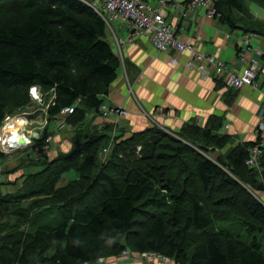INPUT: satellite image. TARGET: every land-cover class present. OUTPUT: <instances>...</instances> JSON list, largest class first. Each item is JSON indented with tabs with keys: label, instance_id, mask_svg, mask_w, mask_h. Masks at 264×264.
<instances>
[{
	"label": "trees",
	"instance_id": "16d2710c",
	"mask_svg": "<svg viewBox=\"0 0 264 264\" xmlns=\"http://www.w3.org/2000/svg\"><path fill=\"white\" fill-rule=\"evenodd\" d=\"M189 1L191 0H187ZM24 2L27 10L21 20L9 26L0 25V86L5 89V93L0 95V124L6 115L30 101L29 89L33 85L42 90L53 91V104L47 110L50 122L57 121V115L63 107L74 104L76 110L67 116L68 123L80 122L86 111L98 112L104 101L102 96L108 93L121 66L108 38L104 20L82 0ZM246 5L244 0H215L214 18L234 29L239 23L233 21L232 15L235 11L241 16L247 15L250 10ZM260 25L264 26V23ZM247 32L254 31L248 26L243 28V33ZM77 128L80 129L79 126ZM183 130L171 134L153 126L147 133L117 140L115 146L119 148L120 144L124 145L121 150L123 154L127 153L125 156L131 151L133 155L136 148L139 150L140 147L139 151L142 149L145 152L139 158L134 156L131 160L128 159L131 164L129 167L123 164L126 158L119 159L120 165L128 168L127 173L133 174L132 177L125 175L117 178L116 174L108 175L98 169L91 181L90 177L83 179L79 174L78 180L55 189V184L63 173L71 168L80 170L79 164L87 167L95 161L94 149L97 148L99 137L89 142V147L93 146L91 150L89 147L85 150L84 146L76 154L64 156L57 168L49 174L44 172L45 169L27 174L22 193L38 196L34 204L41 202L44 196H56L57 201L63 202L58 209L59 219L56 222L38 223L31 232H21V222L16 225L0 224V264H80L100 256L115 258L125 249L161 253L180 264H264V252L261 251L257 237H253L249 243L237 238L223 242L217 235L210 233L208 228L217 213L207 200L194 196L189 200L187 212L181 202H175L169 219H166L163 211H155L149 214L147 226L142 230L132 231L137 202L151 192L153 182H157L149 171L165 168L163 162L158 165L159 158L153 152L157 149V143L162 138L172 141L167 144L166 152L161 153L164 154L162 157L167 158L169 167L172 164H184L188 159L187 154L195 152L192 144L179 139L182 136L198 144L189 136L188 130L199 132V137L208 139V144H211L212 137L208 130H199L189 125ZM48 134L50 133L45 128L43 137L36 140V146ZM139 143H142L141 146ZM214 144L223 146L224 141L219 140ZM253 144L252 141L228 149L220 162L197 154L200 158L194 164L193 171L204 190H211L213 178L236 186L244 196L240 204L264 227V203L251 195L244 185L247 184L256 191H264V173L259 182H253L254 179L250 181L249 176L253 170L245 165L247 148ZM205 148L201 149L206 150ZM44 155L41 153L39 157ZM113 157L117 159L116 154ZM2 158L4 155L0 152V160ZM117 163V160L110 162L114 166ZM46 176L49 177L48 181ZM28 179L31 184L27 183ZM174 179L171 175L166 177L168 183H163L165 190L171 187L170 183ZM178 179L175 181L179 182ZM100 182H104L107 187L103 190L105 195H94L92 203L85 210L71 215V208L76 203H82L91 194L89 186H96ZM182 185L183 183L174 184L172 187L181 189ZM5 199L7 198L0 195V203L5 202ZM148 200L152 201L148 198L145 205L149 204ZM24 211H27L26 208ZM22 214L24 218L25 214ZM174 227H178L179 232L170 233ZM250 227L254 228L253 225ZM191 231L197 233L198 241L193 244L191 255L187 258L184 247L192 235Z\"/></svg>",
	"mask_w": 264,
	"mask_h": 264
},
{
	"label": "crops",
	"instance_id": "0c3cea01",
	"mask_svg": "<svg viewBox=\"0 0 264 264\" xmlns=\"http://www.w3.org/2000/svg\"><path fill=\"white\" fill-rule=\"evenodd\" d=\"M177 4L179 5L178 9L173 10L168 7L165 13L166 21L175 28L177 36L186 42L195 43L200 50L207 54L217 56L229 69L236 72L241 70L242 65L238 56L241 51L245 52L244 48L247 49L242 39L243 28L248 27V25H244L245 22L242 21L237 28H230L219 22L218 19L210 17L207 10L201 6L190 10L186 17H182L180 8H186L187 0H177ZM252 14L254 13L251 12ZM255 17L259 23L264 22V17L258 15ZM253 28H256V25ZM113 32L118 37L126 38L129 30H127L126 24L117 21L113 24ZM108 33L109 40L113 44L111 33ZM250 40L251 48L246 50L247 58L254 54L252 52L254 48H259L264 52L263 36L256 35ZM121 58L124 59L125 64L122 61V66L117 70L116 79L109 87L108 93L102 97L103 102L108 105L123 106L127 109L128 114L126 116L107 117L101 112H95L94 118L85 122L84 127L82 124L80 125L81 121L68 123L67 127L61 131L56 130L55 122H51L53 124L50 123L47 130L53 135L55 144L52 142V145L54 147L52 149L51 145V151L43 157H27L26 165L31 169L29 173L42 171L51 162L58 164L62 157L76 154L84 146L87 150L91 140L103 137L112 128H115L117 134L121 136L120 138L124 139L133 133L139 134L155 122L158 123V126L173 132H182L187 125L195 126L199 130L210 132L212 137L210 145L215 147L214 139L218 136L217 129L221 115L224 118L222 123L231 124L230 129H232V135L234 138L236 137L237 143L244 145L254 141L258 117L264 112V94L262 91L251 87H246L239 92L219 88L220 79L213 76L203 79L195 69L185 66L189 58L187 51L158 52L149 40L140 36L136 37L133 42L127 41L123 44ZM172 58L177 60L176 65L171 63ZM262 78H264V59L258 79L261 80ZM156 106L163 107L172 114L169 117L160 116V118H156L154 117L156 116L155 108H158ZM77 126H81V129H78ZM235 141L226 147L225 152L239 145L235 144ZM92 148L93 146L89 147L90 150ZM6 163L13 166L16 162L11 163L10 160H6ZM8 176L19 178L15 184L12 183L4 187H2L4 184L1 182V196L15 192L22 193L23 182L26 179L24 172L22 171L15 177L11 174ZM75 179H79L78 172L73 169L68 170L61 175L55 189L66 187L76 181ZM20 180L21 182H19ZM89 196L94 199V196L88 194L83 199V209L92 203L85 204ZM262 196L264 197V191ZM82 203H76L71 208V215L79 211ZM51 209L48 211L39 210L41 212L39 214L40 219L50 216L56 217V213H49ZM57 219L59 218L57 217L53 221L56 222Z\"/></svg>",
	"mask_w": 264,
	"mask_h": 264
},
{
	"label": "rangeland",
	"instance_id": "374dc122",
	"mask_svg": "<svg viewBox=\"0 0 264 264\" xmlns=\"http://www.w3.org/2000/svg\"><path fill=\"white\" fill-rule=\"evenodd\" d=\"M244 1H245V4L249 6L250 11L252 13L257 14L258 16L262 18L264 17V9H263L264 0H249V1L244 0ZM26 10L27 8L25 6L24 0H0V25L9 26L10 24L21 20L24 17ZM189 11L185 10L186 13H188ZM254 14L251 15L250 12H248L247 15L242 14L241 16L240 13L235 11L232 15L234 19L233 21L234 22L237 21V23H240V21H243L245 22L244 25H248L251 30L253 29L254 31L253 33L247 32L248 37H250L251 34H253L254 36L259 35V36L264 37V34H263L264 26L260 25L264 22L259 23V20H257V18L255 17L257 15H254ZM255 25H256V28H253L255 27ZM111 45L115 50L114 45L113 44ZM255 50L256 49H252V52L255 53ZM115 52L117 54L116 50ZM215 57L218 58L217 56ZM118 58H119L121 66H122V61H123V64H125L123 58H121L119 55H118ZM260 64L262 66V57L260 58ZM225 67L229 69L227 65H225ZM258 77H260V74ZM218 86L219 88H225L227 90L231 89L229 88L230 86L225 85L222 79L219 80ZM246 87H250V86H244L237 91L239 92ZM39 91L42 94L41 100L34 99L31 96L30 90H29L30 101L22 108H19L15 110L12 114H10L13 117L12 120H10L9 122L8 120L3 121L0 124V133L3 130L2 133L9 134L10 131L7 130L6 128L14 127L13 123L17 124L15 128L18 129L20 132H23V131L32 132L35 129L41 130V129H45L48 127V125L51 122L48 120L47 110H48V106L50 105L51 101L54 98L53 91L48 90L49 91L48 92L47 90H42L40 87H39ZM4 93H5V89L2 86H0V95ZM156 107L159 108L160 106H156ZM158 108H155V111H154L156 116L153 115L156 118H160V116L169 117L172 114L168 110L165 111V108L163 107H162L164 110L163 113L161 112L158 113L157 112ZM263 114L264 112L262 113V115ZM94 115H95V112L92 113L91 111H86L85 117L81 119L80 125L82 124V127H84L83 124H85V122H88V120H92L94 118ZM14 116L25 118L23 120L24 122L20 120L16 121ZM108 117H111V116L109 115ZM219 118H220L219 119L220 124L217 129L218 136L214 140L216 142H218L219 140L220 141L222 140V142L224 141L223 146L214 147L208 144L209 143L208 139L200 138L199 132H194L193 130H190V131L188 130V134L198 144L193 143L189 140H186L182 136L180 137L178 136L179 139H182L183 141L185 140L184 141L185 143H188L190 145L192 144L193 145L192 147L195 149L194 153L189 152L187 154L188 159L187 161L184 162V164H179V163L176 165L172 164L169 167V163L167 162L168 160H166L167 158L162 157L164 156V154L161 155V153L166 152L165 148L167 144L172 143V141L168 140L167 138H162L160 143H157V149L154 150L153 152L157 158L161 159V160L158 159V162H157L158 165L163 162V164H165L164 165L165 168H160V170H156L154 168L152 171H149L151 172L150 173L151 176L154 177L157 180V182L156 181L153 182L152 191L149 192L140 201L137 202L138 208L134 216V221H133L134 223H133L132 231L134 232L139 231L140 229L142 230L143 227L147 226L150 220V218L148 217L149 214L155 211H159V212L163 211L166 219H169L171 216V212H172V206L175 202H181L185 212H187L190 206L189 200H191V196H194V197H197L198 199L207 200V202L210 203L211 207L217 213V215H214L213 217L214 220H213L212 225L208 228V231L210 233L217 235L223 242H226L228 239L237 238L244 243H249L253 237H257L260 240L261 251L263 250L264 252V235H262V228L264 230V227H262L263 224L259 220L250 216L248 211L240 204L241 198L244 197L242 192L236 186L231 185L221 179H216V178L212 179L211 190L209 189L204 190L201 187V184L199 183L197 179L196 173H194L193 171L194 164L200 158L199 156H207L213 161L220 162L221 160L224 159L223 155L225 153V150L227 149L226 147L230 146L235 141L236 137L234 138V136L232 135L233 131L232 129H230L231 124L227 122L229 126L225 128L224 125L226 124V122L222 123L224 118L221 115L219 116ZM55 124L57 123L55 122ZM67 124L68 122L66 121V125ZM5 125H6V128H5ZM153 126L157 127L154 123L151 125V127ZM79 127L81 129V126ZM149 128L150 127L146 128L145 130L139 133H143V134L147 133ZM134 134L135 133L131 135H134ZM131 135L126 137V139L127 138L129 139ZM120 137L121 136L117 134V130L115 128H112L111 131L108 130L106 135H104L103 137H99L97 148L94 149V154L96 157L95 161L91 163V165H87V167H83L81 166V164H79L78 167L80 170H76L75 168H71L70 170L73 169L77 171L78 174H81L82 178L83 177L85 178L86 176L90 177V181H91V177L95 174V172L97 173L99 171L98 169H102L103 173L108 174V175L116 174L117 178H119L120 176H125V175H130L132 177L133 174H128L127 173L128 168H125L131 165L128 159L131 160L134 156L136 158H139L145 152L143 153L142 149L141 151H139L141 148L140 147L139 150L136 148L134 154L132 155V151L129 152V149H127V151L129 152V155H128L129 157L125 156V154L127 155V153L123 154L121 150V148L124 145L120 144L119 148H116L115 146L116 141L121 140ZM53 144L55 143L53 142ZM141 144L142 143H139V146H141ZM235 144H239V143L235 141ZM203 145L208 146V147L205 148ZM239 145H243V144H239ZM53 147L54 146L52 145V149ZM104 148L108 149L106 153V158L103 161L102 160L100 161V155L102 154V150ZM201 148H205L206 150H202ZM50 151L51 150H49L48 152ZM248 152L249 150L247 148V153ZM114 154L117 155V159H115L116 157H113ZM197 154H199V156ZM3 155H4V158L0 160L2 162L0 164V176L3 180L2 183L4 184V185L2 184L3 185L2 187L12 184V183L15 184V182L19 178V177L11 178L10 176H8V174L14 175L15 177L23 171L25 176H27V174L29 175V171H31V169H29L28 165H26V162H27L26 159L27 157L34 158L37 156L33 154L30 156H27L25 152H15L13 153L11 158H7L4 153ZM59 156L60 155L58 154V157ZM119 159H125L123 162V164H125V167L120 165ZM6 160H10L11 163H15V162L16 163L13 164V166H11L10 164L6 163ZM114 160L118 161L117 165L115 166L110 164V162H113ZM181 165L183 168L182 167L180 168ZM57 166H58L57 163L51 162L49 166L45 167L44 172L49 174V172H51L52 170H55ZM21 169L22 171H20ZM251 169L253 171H251V174L249 176L250 181H253L252 179H254L255 181L253 182H259L263 178V173H264V147H262V152L258 157L257 164L252 166ZM228 173L231 176H233L230 172ZM170 175H171V178H175V179L179 178L178 179L179 182H176L174 179L173 181L174 184L179 185L180 183L181 184L183 183V185L181 186V189H178V188L174 189L173 188L174 184L172 182L170 183L171 187L169 189H166V190L164 189L163 183L165 182L168 183L166 180V177H169ZM45 179L48 181L49 177L46 176ZM19 182H21V180ZM27 183L31 184V181L28 179ZM244 185L249 190V192H251V195L255 196L256 198H258V200L264 203V197L262 196V191H256L251 186L247 184H244ZM106 188L107 187L105 183L100 182L96 186L90 185L88 191H91V196L96 195L98 197H103L105 195L103 190H105ZM26 194L27 193L24 192L21 195H19L18 193L15 192V193H10L9 195L5 194L6 196H3V197H6L7 199H5V202L0 203V224L10 223L12 225H16V223L21 222V227H20L21 229L19 230H21V232H27L28 230L31 232L35 229L38 223L43 224V223L51 222L57 217H59L58 215L56 217L50 216V217L43 218L42 220L39 217V213H41L39 212V210L48 211V209H51V208L52 209L49 213L52 212V213L58 214V211H59L58 209H60V206L62 205L63 202L57 201L56 196H50V195L46 197L44 196L42 197L44 199H41L42 200L41 202H39L38 204H34L33 202L35 201V196L26 195ZM148 198H151L152 201L148 200L149 204L146 203L145 205V202H147ZM86 200L87 201H85V204H88L89 202L93 201V199L90 198V196L87 197ZM37 205H39V207H36ZM82 205L83 203L80 204L79 211H83L86 209V206L83 209ZM24 208H26L27 211L23 212ZM68 208H66L65 210H68ZM22 213L25 214L24 218L22 217L23 216ZM17 215L18 217H15ZM251 225H253L254 228H251L250 227ZM169 228L171 229V227ZM177 230H180V229H178V227H174L173 231L170 230V233L179 232ZM191 234H192L191 237H189L184 247L185 255L187 256V258H189V256L191 255L193 244H195L198 241L197 233L191 231ZM143 252H146V251H143ZM143 252H133L130 250L128 251V253H124V250H123L122 253L118 257L110 258V259L106 258V261L103 264H146V263L147 264H172V263H160L157 261L153 262L152 260L149 261L147 259L148 257H145L147 255H141ZM101 257H104V256H101ZM96 260L97 258L92 261V264ZM170 260H174V259H170ZM84 262H82V264H84ZM174 262L178 263V261H175V260Z\"/></svg>",
	"mask_w": 264,
	"mask_h": 264
},
{
	"label": "built area",
	"instance_id": "2783aa9c",
	"mask_svg": "<svg viewBox=\"0 0 264 264\" xmlns=\"http://www.w3.org/2000/svg\"><path fill=\"white\" fill-rule=\"evenodd\" d=\"M87 5H89L105 22L108 32L111 33L113 38V44L115 50L117 51V56L121 57V47L127 41H133L136 37H144L149 40L153 47L158 52H164L168 50L176 51H187L189 53V58L186 61V66L190 69H195L201 78L207 79L210 77H215L222 79L225 85L230 86L229 88L233 90H239L244 86H250L255 90H260L264 93V78L258 79L259 74L262 70L260 64V58L263 56V51L259 48H254L255 53L251 58L246 57V50L251 48V34L243 35V43L246 45L244 51L239 53V61L243 64L241 70L234 71L227 69L225 64L216 58L214 55L207 54L206 52L199 49L198 45L192 42H186L177 36L175 28L170 25L165 19L166 8L170 7L173 10L178 9L179 5L177 0H82ZM215 0H191L187 2L186 8H180L182 12V17L187 16L188 13L185 12L189 10H194V8L201 6L207 10V14L210 17L215 16L216 10L214 7ZM123 22L129 30L126 38L118 37L113 32V24L115 22ZM173 65L177 64L175 58L171 59ZM30 94L34 99L41 100L42 94L39 91V87L33 85L30 87ZM54 96V94H53ZM50 104H53V100ZM75 109V104L71 106L63 107L59 114L57 115L56 130L60 131L66 128V118L68 115L72 114ZM163 108L159 107L157 112L163 113ZM98 112H101L104 116H126L128 111L123 106H111L106 103H102ZM16 121H23L25 118L14 116ZM10 114L6 115L3 121L8 122L12 120ZM7 122V123H8ZM24 122V121H23ZM6 123V124H7ZM158 126V123H154ZM229 126L228 123L224 125L225 128ZM6 127V125H5ZM159 128L165 130L168 133L174 134L173 131L166 129L164 127L158 126ZM38 130V129H35ZM33 130V131H35ZM45 129L40 130V139ZM3 131V130H2ZM0 133V152L4 153L7 158H11L15 152H25L27 156L37 155L40 153H47L51 149V144L53 142V135L48 134L44 137L43 142L39 146H34L33 141L28 140L24 134L30 133L23 131L20 135L15 138L8 135V133ZM10 133V132H9ZM23 137L25 139L24 144L18 142L19 138ZM253 145L248 147L249 152L245 159V165L249 168L256 165L258 162V157L262 152V147H264V114H260L259 120L255 130V139ZM107 148L102 150L100 155V161L106 158ZM0 176V183L2 182ZM128 249L124 250V253H128ZM141 255H147V259L153 262L157 261L160 263H175L174 260H170L166 255L161 253L146 251ZM106 261V257H98L93 264H103ZM85 261L84 264H92V261ZM82 264V263H81Z\"/></svg>",
	"mask_w": 264,
	"mask_h": 264
},
{
	"label": "bare ground",
	"instance_id": "6f19581e",
	"mask_svg": "<svg viewBox=\"0 0 264 264\" xmlns=\"http://www.w3.org/2000/svg\"><path fill=\"white\" fill-rule=\"evenodd\" d=\"M185 66H186V63H185ZM187 67V66H186ZM166 111V110H165ZM16 123H18V122H16ZM14 125V127H10V128H6L7 130H9L10 131V133L8 134L9 136H11V137H13V138H15L17 135H20L22 132H20L18 129H16L15 128V126L17 125V124H15V123H13ZM32 133H33V131L32 132H30L29 134L28 133H25L24 134V136L28 139V140H30V142H31V140L33 141V145L34 146H36V140H39L40 139V137L39 136H37L36 138H33V135H32ZM43 142V141H42ZM41 142V143H42ZM41 145V144H40ZM37 146H39V145H37ZM44 154H46V153H44ZM41 155V153L40 154H37V156H40Z\"/></svg>",
	"mask_w": 264,
	"mask_h": 264
},
{
	"label": "water",
	"instance_id": "95a60500",
	"mask_svg": "<svg viewBox=\"0 0 264 264\" xmlns=\"http://www.w3.org/2000/svg\"><path fill=\"white\" fill-rule=\"evenodd\" d=\"M32 135H33V138H36L37 136L40 135V130L33 131ZM18 142L20 144H24L25 143V139L23 137H20L19 140H18Z\"/></svg>",
	"mask_w": 264,
	"mask_h": 264
}]
</instances>
